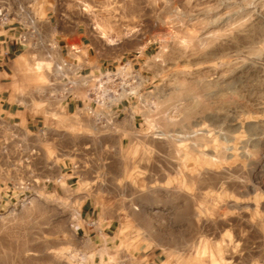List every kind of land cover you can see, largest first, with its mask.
I'll use <instances>...</instances> for the list:
<instances>
[{"label": "rangeland", "instance_id": "1", "mask_svg": "<svg viewBox=\"0 0 264 264\" xmlns=\"http://www.w3.org/2000/svg\"><path fill=\"white\" fill-rule=\"evenodd\" d=\"M59 3L91 54L81 35L50 37L42 12L13 81L17 101L51 128L42 149L75 178L59 193L35 182L32 197L0 204V264H94L77 233L85 194L117 221L112 261L156 250L167 263L264 264V0ZM64 62L66 75L141 73L139 134L101 128L87 108L62 112Z\"/></svg>", "mask_w": 264, "mask_h": 264}, {"label": "crops", "instance_id": "2", "mask_svg": "<svg viewBox=\"0 0 264 264\" xmlns=\"http://www.w3.org/2000/svg\"><path fill=\"white\" fill-rule=\"evenodd\" d=\"M59 4V0H13L8 2L7 11L4 12L8 16L7 21L3 23L0 21L1 205L11 204L14 198L12 193L18 192L17 196H20L21 200L32 197L34 192L31 187L35 182L45 191L59 193L64 187H72L71 179L75 178L66 171L68 168L66 165L49 159L48 153L42 149L39 141L44 140L42 137L45 131L51 128L48 127L45 119L31 113L27 110V105L17 101L16 95L22 90H18L20 86H16L13 81L15 62L21 55L14 57L25 47V44L20 46L17 42L20 37L25 38V34L43 19L40 18L42 12H45V19L54 31L50 33V37L56 32L58 37H69L74 41L76 36L81 35L80 41L83 46H91L86 31L81 32V27L77 29L69 27L70 21H61ZM5 41L10 42V55H6L4 51ZM65 46L67 47V42ZM91 50L92 47L88 49V55L91 54ZM135 102L136 100H131L122 104L119 112L121 116L113 124L103 125L98 122L97 124L101 128L111 127L118 135H128L130 141L132 136L139 134L138 130L143 126L140 108ZM87 106L88 102L83 91L78 93L77 98H66L61 104L62 112L66 114H75ZM36 153L38 156H34ZM15 171L16 173L19 171L20 180L15 178ZM63 179H65L64 187L59 185ZM78 199L81 205L77 233L95 250L94 264H176L161 259L164 254L156 250H145L139 261L135 263L112 261V258L117 256L116 246L119 240V227L115 225L117 221L111 218L113 216L108 215L92 196L80 195Z\"/></svg>", "mask_w": 264, "mask_h": 264}, {"label": "built area", "instance_id": "3", "mask_svg": "<svg viewBox=\"0 0 264 264\" xmlns=\"http://www.w3.org/2000/svg\"><path fill=\"white\" fill-rule=\"evenodd\" d=\"M0 12L2 21L7 19ZM26 39L20 37L18 45L24 46ZM6 55H10V42L3 43ZM64 71L70 70V63L64 62L62 65ZM60 74L65 81L64 96L66 98H77L76 91H83L86 95L88 106L86 107L89 114L96 118L100 124H113L121 116L120 108L122 104L131 100H137L144 82L141 73L128 65H123L115 70L99 71L98 73L89 72L85 75ZM74 75H79L74 78Z\"/></svg>", "mask_w": 264, "mask_h": 264}, {"label": "bare ground", "instance_id": "4", "mask_svg": "<svg viewBox=\"0 0 264 264\" xmlns=\"http://www.w3.org/2000/svg\"><path fill=\"white\" fill-rule=\"evenodd\" d=\"M63 69H59V75L62 74L63 75Z\"/></svg>", "mask_w": 264, "mask_h": 264}]
</instances>
